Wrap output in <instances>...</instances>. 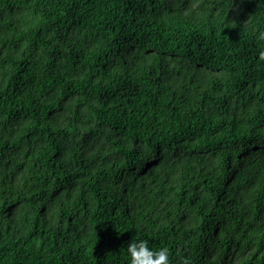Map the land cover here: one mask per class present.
Listing matches in <instances>:
<instances>
[{
	"label": "trees",
	"instance_id": "1",
	"mask_svg": "<svg viewBox=\"0 0 264 264\" xmlns=\"http://www.w3.org/2000/svg\"><path fill=\"white\" fill-rule=\"evenodd\" d=\"M264 0H0V264H264Z\"/></svg>",
	"mask_w": 264,
	"mask_h": 264
},
{
	"label": "clouds",
	"instance_id": "2",
	"mask_svg": "<svg viewBox=\"0 0 264 264\" xmlns=\"http://www.w3.org/2000/svg\"><path fill=\"white\" fill-rule=\"evenodd\" d=\"M264 56V52H261ZM130 256L129 264H172L170 249L150 246L148 239L133 238L127 245Z\"/></svg>",
	"mask_w": 264,
	"mask_h": 264
}]
</instances>
